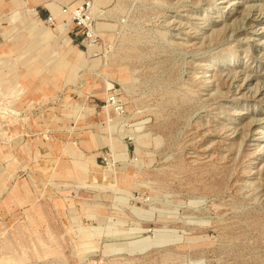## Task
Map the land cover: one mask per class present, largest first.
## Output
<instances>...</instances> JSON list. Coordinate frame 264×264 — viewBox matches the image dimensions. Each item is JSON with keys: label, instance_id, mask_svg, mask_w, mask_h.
<instances>
[{"label": "rangeland", "instance_id": "obj_1", "mask_svg": "<svg viewBox=\"0 0 264 264\" xmlns=\"http://www.w3.org/2000/svg\"><path fill=\"white\" fill-rule=\"evenodd\" d=\"M29 2L0 0V264H264V0Z\"/></svg>", "mask_w": 264, "mask_h": 264}, {"label": "built area", "instance_id": "obj_2", "mask_svg": "<svg viewBox=\"0 0 264 264\" xmlns=\"http://www.w3.org/2000/svg\"><path fill=\"white\" fill-rule=\"evenodd\" d=\"M28 2L30 0H23ZM67 10L63 9V13H66ZM92 7L90 3L83 4L81 7L77 8L72 13V20L76 23V27L82 28L84 30L85 37L91 42H97V35L93 29V19H92ZM49 21H53L51 16L48 17ZM114 89L113 85H108V90ZM108 102L112 105H118L117 97L114 94H111L108 98Z\"/></svg>", "mask_w": 264, "mask_h": 264}, {"label": "crops", "instance_id": "obj_3", "mask_svg": "<svg viewBox=\"0 0 264 264\" xmlns=\"http://www.w3.org/2000/svg\"><path fill=\"white\" fill-rule=\"evenodd\" d=\"M22 3H24L23 0H20ZM56 1H67V0H30V2L28 3L30 7H33L35 8L36 10L38 8H42L43 11L41 12L42 13V16L43 17H46V16H51L54 18V16L56 17H59L61 16V7L59 8L57 5H56ZM33 14L37 15L38 17H40L41 15L38 13V11L36 12H32ZM66 69L67 70H64L63 67H58L56 70V72H59V73H62L63 71H66L67 73H70V74H75V72L77 71L78 67L75 68V65H71V66H66ZM71 78V75L70 77L68 76L66 78V84L69 83V79Z\"/></svg>", "mask_w": 264, "mask_h": 264}, {"label": "bare ground", "instance_id": "obj_4", "mask_svg": "<svg viewBox=\"0 0 264 264\" xmlns=\"http://www.w3.org/2000/svg\"><path fill=\"white\" fill-rule=\"evenodd\" d=\"M33 11H36V9H33ZM108 85H110V84H108Z\"/></svg>", "mask_w": 264, "mask_h": 264}]
</instances>
